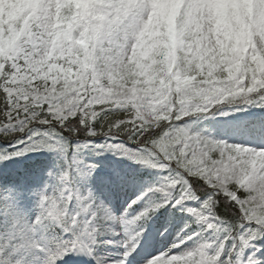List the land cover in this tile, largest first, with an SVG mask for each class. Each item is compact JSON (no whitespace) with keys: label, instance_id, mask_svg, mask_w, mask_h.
Masks as SVG:
<instances>
[{"label":"snow or ice","instance_id":"1","mask_svg":"<svg viewBox=\"0 0 264 264\" xmlns=\"http://www.w3.org/2000/svg\"><path fill=\"white\" fill-rule=\"evenodd\" d=\"M258 240L264 0H0V264H264Z\"/></svg>","mask_w":264,"mask_h":264},{"label":"rangeland","instance_id":"2","mask_svg":"<svg viewBox=\"0 0 264 264\" xmlns=\"http://www.w3.org/2000/svg\"><path fill=\"white\" fill-rule=\"evenodd\" d=\"M117 215H119V213H117ZM181 215H182V213H181ZM116 227V230L118 231V232H120L122 235L124 234V229H125V225H123V224H118V225H116L115 226ZM128 227V230L129 231H131L132 230V228L134 227V226H127ZM207 235V234H206ZM213 237H209V239H212ZM256 246H257V244H256ZM257 248H259L260 249V251L262 252V250H261V248H260V246L258 245L257 246ZM259 254V253H258ZM79 260L81 261V264H84V263H88V264H91V261L89 260V258L88 257H86V256H81V257H79Z\"/></svg>","mask_w":264,"mask_h":264}]
</instances>
